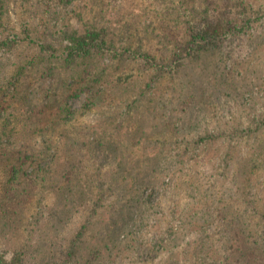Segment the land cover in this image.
Masks as SVG:
<instances>
[{"label": "trees", "instance_id": "obj_1", "mask_svg": "<svg viewBox=\"0 0 264 264\" xmlns=\"http://www.w3.org/2000/svg\"><path fill=\"white\" fill-rule=\"evenodd\" d=\"M118 1L121 0H0V232L12 228V234L17 235L18 216L28 220L35 193L41 192L37 185L44 186L46 176L39 175L53 169V179L47 184L59 193L58 208L55 205L59 219L66 220L74 207L76 212L80 207L91 209L69 247L61 250L65 258L79 255L83 230L102 200L113 197L119 201L126 210L123 218L134 216L130 208L135 206L134 201L145 200L139 168L124 182L126 187L118 186L116 180L118 174L119 179L125 178L122 172H107L106 164L124 165L123 169L128 170L133 160L121 149L122 142L113 144L110 140L113 128H119V124L95 127L87 123L86 111L111 107L133 89L143 94L145 87L153 88L158 80L161 87L197 60L199 65L209 62L208 58H199L226 47L236 39L240 28L249 25L248 20L241 24L243 19L238 14L248 7L246 0ZM16 8L18 19L12 21L11 13ZM72 16L77 23H73ZM127 62L151 71L143 73L145 87L119 80ZM216 85L229 99L237 84L227 74ZM190 89L183 98L184 105L198 98L196 91H200V109L204 104L213 105L211 92L205 95L202 84L194 83L187 90ZM82 94L86 95L85 101L73 108L71 99ZM215 100V105L225 102ZM185 122L174 131H186L200 119ZM133 126L136 127L122 133V139H131L138 145L152 133L143 123ZM55 135L61 139L59 144L52 140ZM223 135L221 130L217 134L207 130L199 139ZM256 151L255 158H264L263 147ZM155 155H160L158 150ZM248 159L252 163L255 160ZM88 160L96 164L91 172ZM51 162L58 163L57 168L50 167ZM240 171L235 191L228 197L219 193L210 196L201 219L189 223L194 226L188 231L199 233L189 241L190 258L195 264H264V204L255 205L257 199L252 198L243 201L248 207L244 208L246 215L239 209L235 193L240 183L250 181L252 174L247 164ZM27 247V243H19L10 258L0 253V264H23ZM86 256L90 264L91 258H96L94 249H89Z\"/></svg>", "mask_w": 264, "mask_h": 264}, {"label": "rangeland", "instance_id": "obj_2", "mask_svg": "<svg viewBox=\"0 0 264 264\" xmlns=\"http://www.w3.org/2000/svg\"><path fill=\"white\" fill-rule=\"evenodd\" d=\"M246 1L248 7L244 13L238 14L243 19L241 24L248 20L249 25L240 28L236 39L226 47L199 58H208L209 62L199 65L197 60L179 70L174 80L165 81L161 87H158L157 79L153 88L145 87L143 82L146 81L143 73L151 71L145 72V66L127 62L119 80L142 84L146 92L141 94L133 89L111 107H94L86 111L87 123L95 127L119 124V128H113L110 140L113 144L122 142L121 149L126 157L133 160L128 170L123 169L124 165L106 166L108 174L113 170L122 172L124 179H119V174L116 177L118 186L122 187H126L124 182L127 183L131 174L139 168L145 200L134 201L135 206H130L134 209V216L123 218L126 210L119 201L113 197L105 198L97 206L89 226L83 230L79 255L65 258L61 250L69 247L70 239L91 209L89 206L80 207L76 212V207L71 208L70 216L60 220L59 210L55 209V205L58 208L59 193L47 184L53 179L51 174L54 171L47 169L39 175L46 176V179L44 186L37 185L41 192L35 193L33 206L27 213L28 220L18 216L15 224L20 230L17 235L12 234V228L3 231L10 232H0V253L10 258L19 243H27L23 264H87L85 257L89 249H94L96 255V258H91L90 264H195L194 258H190L192 248L189 241L199 233L188 231L194 226L189 223L201 219L204 203L210 196L219 193L228 197V193L235 191L238 178L241 180L240 168L244 164L248 165L252 174L250 181L238 185L234 196L239 199L238 207L246 215L244 208L248 207L243 201L249 202L254 198L257 199L255 205L264 204V158L261 155L255 158L258 154L256 150L264 149V0ZM118 2L130 3V0ZM16 11L17 8L11 13L12 21L18 19ZM72 21L77 23L78 20L72 16ZM227 74L237 84L229 99L219 92V88L216 89L217 81ZM191 82L202 84L205 95L211 92L213 105L198 107L201 106L200 91L195 92L198 98L194 102L184 105L183 98L192 91L187 90L194 84ZM250 95L253 99H249ZM85 99L86 95L82 94L72 98L70 104L78 108ZM215 99L225 102L222 106L221 103L215 105ZM167 117H170L169 122ZM198 119L200 122L186 131L176 133L173 129L186 124L185 121L196 122ZM140 123L152 132L147 139H142L138 145L131 139H122V133ZM207 130L212 134L221 130L224 135L199 139ZM53 138L58 144L61 142L56 135ZM157 150L158 157L155 155ZM249 157H254L253 163ZM87 164L89 172L96 165H91V160ZM49 166L57 168L58 163L51 162ZM28 233L30 236L26 235ZM59 259L63 260L59 262Z\"/></svg>", "mask_w": 264, "mask_h": 264}]
</instances>
